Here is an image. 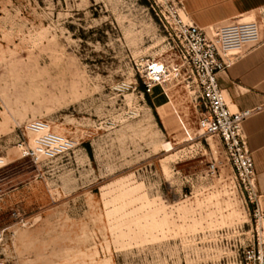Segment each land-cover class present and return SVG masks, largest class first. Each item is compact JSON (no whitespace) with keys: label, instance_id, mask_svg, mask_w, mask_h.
<instances>
[{"label":"rangeland","instance_id":"rangeland-1","mask_svg":"<svg viewBox=\"0 0 264 264\" xmlns=\"http://www.w3.org/2000/svg\"><path fill=\"white\" fill-rule=\"evenodd\" d=\"M166 0H0V260L7 264H234L251 206L203 108L170 75ZM170 68V67H169ZM126 84V85H124ZM44 119L75 139L36 163L18 144Z\"/></svg>","mask_w":264,"mask_h":264},{"label":"built area","instance_id":"built-area-1","mask_svg":"<svg viewBox=\"0 0 264 264\" xmlns=\"http://www.w3.org/2000/svg\"><path fill=\"white\" fill-rule=\"evenodd\" d=\"M166 4L165 27L175 43L177 60L170 66L159 61L147 64L142 72L143 94L163 87L171 74L187 81L195 100L203 108L198 118L199 131L203 136L219 139L251 206L254 240L242 248L234 264H264V208L253 155L243 132L245 120L260 108L233 109L218 82L219 73L241 58L248 46L260 44L264 18L233 21L207 29L189 21L181 3L166 0ZM22 136L18 144L22 157L36 163L67 156L78 145L75 139L54 131L44 119L28 122ZM3 164L0 160V165ZM0 264L7 262L0 260Z\"/></svg>","mask_w":264,"mask_h":264},{"label":"crops","instance_id":"crops-1","mask_svg":"<svg viewBox=\"0 0 264 264\" xmlns=\"http://www.w3.org/2000/svg\"><path fill=\"white\" fill-rule=\"evenodd\" d=\"M186 18L210 29L233 21L264 18V0H176ZM262 40L248 46L245 54L225 71L218 82L235 110L260 108L243 123V132L253 155L257 185L264 208V24Z\"/></svg>","mask_w":264,"mask_h":264},{"label":"bare ground","instance_id":"bare-ground-1","mask_svg":"<svg viewBox=\"0 0 264 264\" xmlns=\"http://www.w3.org/2000/svg\"><path fill=\"white\" fill-rule=\"evenodd\" d=\"M0 160L4 162V164L3 165H0V167L6 165L5 160L3 159V157Z\"/></svg>","mask_w":264,"mask_h":264},{"label":"trees","instance_id":"trees-1","mask_svg":"<svg viewBox=\"0 0 264 264\" xmlns=\"http://www.w3.org/2000/svg\"><path fill=\"white\" fill-rule=\"evenodd\" d=\"M148 95V94H147Z\"/></svg>","mask_w":264,"mask_h":264}]
</instances>
